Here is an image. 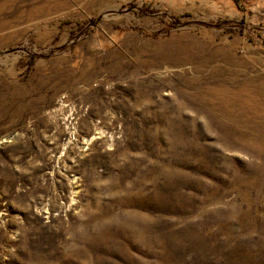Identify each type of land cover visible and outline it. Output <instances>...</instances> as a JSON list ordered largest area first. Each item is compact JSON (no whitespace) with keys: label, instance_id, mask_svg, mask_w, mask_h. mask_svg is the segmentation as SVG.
Wrapping results in <instances>:
<instances>
[{"label":"rangeland","instance_id":"rangeland-1","mask_svg":"<svg viewBox=\"0 0 264 264\" xmlns=\"http://www.w3.org/2000/svg\"><path fill=\"white\" fill-rule=\"evenodd\" d=\"M0 0V264H264V0Z\"/></svg>","mask_w":264,"mask_h":264},{"label":"trees","instance_id":"trees-1","mask_svg":"<svg viewBox=\"0 0 264 264\" xmlns=\"http://www.w3.org/2000/svg\"><path fill=\"white\" fill-rule=\"evenodd\" d=\"M238 8H242L240 0H233Z\"/></svg>","mask_w":264,"mask_h":264}]
</instances>
